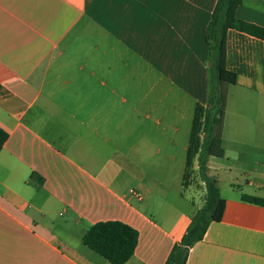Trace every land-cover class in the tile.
<instances>
[{"label":"crops","instance_id":"1","mask_svg":"<svg viewBox=\"0 0 264 264\" xmlns=\"http://www.w3.org/2000/svg\"><path fill=\"white\" fill-rule=\"evenodd\" d=\"M215 2L0 0V264H111L82 241L107 220L138 231L124 264H164L204 200L186 153ZM235 14L264 27V0ZM225 66L224 207L184 264H264V206L241 199L264 198V39L228 28Z\"/></svg>","mask_w":264,"mask_h":264},{"label":"trees","instance_id":"2","mask_svg":"<svg viewBox=\"0 0 264 264\" xmlns=\"http://www.w3.org/2000/svg\"><path fill=\"white\" fill-rule=\"evenodd\" d=\"M241 0H216L206 25V64L209 69L206 103L194 109L186 166L197 162V171L204 182L205 195L202 206L190 217L179 242L172 246L164 264H184L189 248L201 240L208 225L219 221L224 207L216 179L207 174L209 156L223 155L219 127L223 113V93L220 83H234L236 74L225 66V36L228 28L244 31L264 39V27L236 17ZM7 133L0 128V146ZM243 201L264 206V198L241 194ZM138 240V231L118 220L97 221L85 232L83 243L108 260L111 264H124L133 254Z\"/></svg>","mask_w":264,"mask_h":264},{"label":"rangeland","instance_id":"3","mask_svg":"<svg viewBox=\"0 0 264 264\" xmlns=\"http://www.w3.org/2000/svg\"><path fill=\"white\" fill-rule=\"evenodd\" d=\"M205 65H206V69H207V81H208V76H209V69H208V66H207V64L205 63ZM190 171L192 172V173H194L195 172V177L199 180L200 179V176H199V174H198V171H197V168L195 169V171L193 170V169H190ZM193 176V177H194ZM192 177V178H193ZM193 179H195V178H193ZM220 186H221V188H222V190H224V189H227V184L225 183V182H223V181H220ZM205 195V194H204ZM197 201H200V200H198V198H197Z\"/></svg>","mask_w":264,"mask_h":264},{"label":"built area","instance_id":"4","mask_svg":"<svg viewBox=\"0 0 264 264\" xmlns=\"http://www.w3.org/2000/svg\"><path fill=\"white\" fill-rule=\"evenodd\" d=\"M131 193L135 194V196L140 199L141 198V195L137 192H135L134 190H131Z\"/></svg>","mask_w":264,"mask_h":264}]
</instances>
